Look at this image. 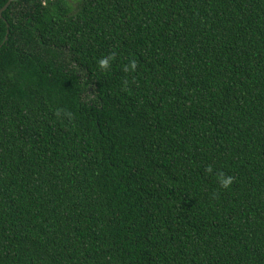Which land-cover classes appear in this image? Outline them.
Listing matches in <instances>:
<instances>
[{"label": "trees", "instance_id": "obj_1", "mask_svg": "<svg viewBox=\"0 0 264 264\" xmlns=\"http://www.w3.org/2000/svg\"><path fill=\"white\" fill-rule=\"evenodd\" d=\"M0 264H264V0H12Z\"/></svg>", "mask_w": 264, "mask_h": 264}, {"label": "water", "instance_id": "obj_2", "mask_svg": "<svg viewBox=\"0 0 264 264\" xmlns=\"http://www.w3.org/2000/svg\"><path fill=\"white\" fill-rule=\"evenodd\" d=\"M11 1L12 0H7V2L0 8V17H1L2 11L5 10L9 6ZM6 24H7V27H8V23H6ZM7 36H8V29H7L4 41L7 39Z\"/></svg>", "mask_w": 264, "mask_h": 264}]
</instances>
